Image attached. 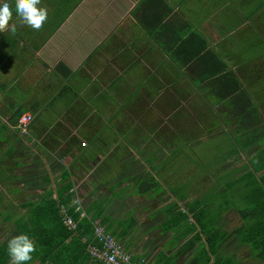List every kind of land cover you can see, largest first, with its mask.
Instances as JSON below:
<instances>
[{
    "label": "crops",
    "instance_id": "0c3cea01",
    "mask_svg": "<svg viewBox=\"0 0 264 264\" xmlns=\"http://www.w3.org/2000/svg\"><path fill=\"white\" fill-rule=\"evenodd\" d=\"M262 153L264 0H0V264H102L61 207L138 264H203V229L264 264L236 233Z\"/></svg>",
    "mask_w": 264,
    "mask_h": 264
},
{
    "label": "trees",
    "instance_id": "16d2710c",
    "mask_svg": "<svg viewBox=\"0 0 264 264\" xmlns=\"http://www.w3.org/2000/svg\"><path fill=\"white\" fill-rule=\"evenodd\" d=\"M56 69L59 71H61L60 69H64L65 72L63 73L71 74V71L67 69V67L62 63L58 64ZM260 156H264V153H262ZM256 158L259 157H255L254 159ZM256 167L257 166H255V168ZM248 184V189L242 193V197L240 198L242 200L243 209L239 207L240 212L244 216L245 220L243 226L237 229L236 233L238 234L241 243L250 246L252 251H255V253L257 251L256 255L264 260V177L261 178V183H259L257 180L250 179ZM75 232L76 235L73 237V239L82 248L86 249L88 244L96 243L92 225H78L77 223ZM222 232L223 231L219 229H203L205 240L208 245L207 249H202V253L205 255V261L203 264L210 263L211 256L216 253L221 239L223 240L225 238V236H221L223 235ZM83 238H86V240L82 241ZM87 254L90 257L88 252ZM96 261L105 264L102 261ZM222 261L223 259L221 257L216 256L211 264H221Z\"/></svg>",
    "mask_w": 264,
    "mask_h": 264
},
{
    "label": "built area",
    "instance_id": "2783aa9c",
    "mask_svg": "<svg viewBox=\"0 0 264 264\" xmlns=\"http://www.w3.org/2000/svg\"><path fill=\"white\" fill-rule=\"evenodd\" d=\"M32 120V115H21L16 123L17 128L22 132H26L27 126ZM62 215V222L68 228L74 229L76 227L75 221L67 213L65 207L60 209ZM95 244L87 245V252L90 257L104 262L105 264H138L115 238L106 231L102 226L96 225L94 228Z\"/></svg>",
    "mask_w": 264,
    "mask_h": 264
},
{
    "label": "rangeland",
    "instance_id": "374dc122",
    "mask_svg": "<svg viewBox=\"0 0 264 264\" xmlns=\"http://www.w3.org/2000/svg\"><path fill=\"white\" fill-rule=\"evenodd\" d=\"M221 152V150H211V153H212V155L213 156H217L219 153ZM256 160H257V158L256 159H254V162H256ZM212 163L214 164H212L213 165V169H215L216 167V161H212ZM225 175H221V174H219V175H217V176H215V179H216V185L219 183V184H221V183H223L224 181H225ZM219 194V193H218ZM230 201H231V199H229ZM211 201H212V205H214L215 204V199H214V197H212L211 198ZM232 202V201H231ZM232 218V217H231ZM232 221L233 222H235L236 220L235 219H232Z\"/></svg>",
    "mask_w": 264,
    "mask_h": 264
}]
</instances>
